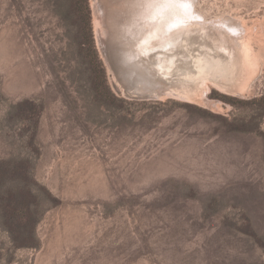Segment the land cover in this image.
Masks as SVG:
<instances>
[{
    "label": "rangeland",
    "instance_id": "374dc122",
    "mask_svg": "<svg viewBox=\"0 0 264 264\" xmlns=\"http://www.w3.org/2000/svg\"><path fill=\"white\" fill-rule=\"evenodd\" d=\"M88 1L127 101L77 85L54 0H0V264H264V0L195 2L253 38L220 109L126 98Z\"/></svg>",
    "mask_w": 264,
    "mask_h": 264
},
{
    "label": "bare ground",
    "instance_id": "6f19581e",
    "mask_svg": "<svg viewBox=\"0 0 264 264\" xmlns=\"http://www.w3.org/2000/svg\"><path fill=\"white\" fill-rule=\"evenodd\" d=\"M195 2L92 0L98 46L127 96H199L203 106L220 109L210 92L232 90L236 51H249L253 38L243 23L208 20Z\"/></svg>",
    "mask_w": 264,
    "mask_h": 264
},
{
    "label": "trees",
    "instance_id": "16d2710c",
    "mask_svg": "<svg viewBox=\"0 0 264 264\" xmlns=\"http://www.w3.org/2000/svg\"><path fill=\"white\" fill-rule=\"evenodd\" d=\"M54 8L56 12L61 16L62 21L69 28L71 39H76L78 46L77 54L83 60V67H80L81 77L77 78V85L81 87L83 84L87 85L95 94V100H103L105 104L110 105L116 101H127L124 98L119 97L111 88L106 71L100 60L98 59V53L95 48L92 24H91V10L88 0H54ZM84 81V82H83ZM100 93L101 98L98 97ZM260 101L264 102V95L260 98ZM5 179V175L0 177V186ZM13 199V197H12ZM10 206V204H9ZM6 211L9 210L6 208ZM29 211V208L28 210ZM17 235H13L12 239L14 243H18ZM20 246H26V244L20 243Z\"/></svg>",
    "mask_w": 264,
    "mask_h": 264
},
{
    "label": "snow or ice",
    "instance_id": "6c2138e0",
    "mask_svg": "<svg viewBox=\"0 0 264 264\" xmlns=\"http://www.w3.org/2000/svg\"><path fill=\"white\" fill-rule=\"evenodd\" d=\"M20 118L24 119L23 116H21ZM12 179L15 181L17 178H12ZM20 179H23V178H20ZM28 195L31 197L33 202H37V201H41L42 197L46 196L47 193L44 192L43 189H40L37 187L35 191L29 190Z\"/></svg>",
    "mask_w": 264,
    "mask_h": 264
},
{
    "label": "water",
    "instance_id": "95a60500",
    "mask_svg": "<svg viewBox=\"0 0 264 264\" xmlns=\"http://www.w3.org/2000/svg\"><path fill=\"white\" fill-rule=\"evenodd\" d=\"M105 65H106L107 70H108V72H109V76H110V78H111L112 80L114 79V82H115L114 87H116V89H118V90H119V91H120V92H121L126 98L135 99V100L159 99V98H157V97H152V98H150V97H144V98H133V97H129V96H127V95L124 93V90L122 89L121 85H120V84L117 82V80L115 79L113 73L109 70L107 63H105Z\"/></svg>",
    "mask_w": 264,
    "mask_h": 264
}]
</instances>
